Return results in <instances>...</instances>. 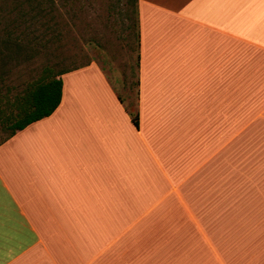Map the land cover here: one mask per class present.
<instances>
[{"label": "crops", "instance_id": "crops-1", "mask_svg": "<svg viewBox=\"0 0 264 264\" xmlns=\"http://www.w3.org/2000/svg\"><path fill=\"white\" fill-rule=\"evenodd\" d=\"M136 16V107L91 63L0 145V264H264V0Z\"/></svg>", "mask_w": 264, "mask_h": 264}, {"label": "rangeland", "instance_id": "rangeland-1", "mask_svg": "<svg viewBox=\"0 0 264 264\" xmlns=\"http://www.w3.org/2000/svg\"><path fill=\"white\" fill-rule=\"evenodd\" d=\"M7 38L31 49L20 58L6 59L2 43ZM137 57L136 0H0L2 96L12 99L48 72L53 75L95 63L133 109Z\"/></svg>", "mask_w": 264, "mask_h": 264}, {"label": "trees", "instance_id": "trees-1", "mask_svg": "<svg viewBox=\"0 0 264 264\" xmlns=\"http://www.w3.org/2000/svg\"><path fill=\"white\" fill-rule=\"evenodd\" d=\"M2 44L4 51H6V59L12 55H18L20 58L31 49L30 46H23L19 42L8 38ZM5 54L1 51V55ZM75 69L77 68L72 70ZM68 71H61L53 75L49 72L46 73L28 84L21 93L14 95L12 99L7 95H0V135H2L0 136V145L14 136L16 132L50 116L56 110L62 95L60 76ZM136 86H138V80ZM132 122L135 127H138L136 113L132 116Z\"/></svg>", "mask_w": 264, "mask_h": 264}]
</instances>
